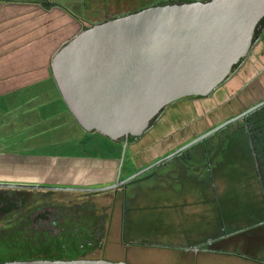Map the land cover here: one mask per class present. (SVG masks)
<instances>
[{"label":"crops","instance_id":"0c3cea01","mask_svg":"<svg viewBox=\"0 0 264 264\" xmlns=\"http://www.w3.org/2000/svg\"><path fill=\"white\" fill-rule=\"evenodd\" d=\"M91 1L82 0V4L89 7ZM99 1L104 9L109 0ZM49 3L53 5L51 8L47 7ZM71 3L73 0H0V182L95 187L115 181L119 145L113 148V153L100 158L26 150L54 145L52 142L64 138L65 129L72 134L81 127L65 105L49 66L57 45L90 22L87 17L78 16ZM21 92L30 96L25 100L15 97V93ZM190 97L186 111L189 113L191 108V112L179 123H190L196 135L263 99L264 28L241 64L216 89L207 96ZM259 109V113L251 114ZM158 123L164 126L161 119ZM178 133L173 135V139L178 138L176 142L169 135L164 141L165 135L155 133L148 137L150 144L142 141L143 137L130 143V164L125 172L121 168L120 177L194 137L187 132L184 136ZM155 140L158 142L154 143ZM15 143L23 148H11ZM239 150H245L248 156V163L243 165L246 180L235 183L236 169L221 166L219 156L233 155ZM200 157L198 175L180 165L168 167L152 177V206L157 213L154 212L153 219L157 225L167 210L175 237L187 231V237L193 238L183 245L165 247L170 249L171 264H264V103L248 113L245 121L233 125L228 134L218 136L216 143L201 148ZM126 183L116 187L110 197L118 196L120 202V197H125V209L136 213L139 187L128 190ZM238 187L245 190L238 192ZM167 193L176 197L174 204L166 209L162 201ZM241 196H248L254 202L248 213L238 218L223 215V205ZM189 199L199 201V206L192 210L187 205ZM210 211L217 220L207 226ZM192 213H195V225L191 229L190 223L185 227L182 221ZM161 227H165L164 223ZM163 235L158 234V239ZM151 242L154 245L157 241L131 240L136 243L134 247L138 243L148 246ZM134 247L124 249V260L134 258Z\"/></svg>","mask_w":264,"mask_h":264},{"label":"water","instance_id":"95a60500","mask_svg":"<svg viewBox=\"0 0 264 264\" xmlns=\"http://www.w3.org/2000/svg\"><path fill=\"white\" fill-rule=\"evenodd\" d=\"M264 16V0H173L111 16L79 30L50 59L55 85L77 123L123 141L115 181L87 188L0 182V187L104 190L116 188L187 146L243 116L200 133L121 179L130 137H139L169 103L207 96L243 60ZM0 264H131L102 258H33Z\"/></svg>","mask_w":264,"mask_h":264},{"label":"rangeland","instance_id":"374dc122","mask_svg":"<svg viewBox=\"0 0 264 264\" xmlns=\"http://www.w3.org/2000/svg\"><path fill=\"white\" fill-rule=\"evenodd\" d=\"M58 1V0H55ZM166 0H109L106 3V6L104 9L101 8L100 4L101 1L99 0H92L90 3L91 6L87 7L86 5L82 4V0H73L74 3L72 4V9L74 12L78 13V16L87 17L90 25L93 23V19H99L102 17L103 13L105 15H121L125 12L133 11L154 3L159 2H165ZM87 21V22H88ZM87 25V26H88ZM85 25H83L84 27ZM59 39V38H58ZM70 39V38H69ZM67 39V40H69ZM66 40V41H67ZM64 43V42H63ZM60 43L57 45V49L63 44ZM56 49V50H57ZM53 52H51L52 54ZM29 93H15V97L19 99H24L26 97H29ZM13 95V94H12ZM15 98V99H17ZM190 99L192 97L188 98H181L176 102L170 103V105H167L162 112L159 114V116L154 120L153 124L147 129L142 135L138 137H143V140H145L146 144H150L151 139H148V137H151L152 134H163L164 141L168 137H172L173 135H178L180 133H183L182 136L186 135L185 132L188 134H193L191 136H197L195 133H193L190 125L179 123L182 119L188 116L191 112V108L189 109V113L186 111L189 108ZM188 107V108H186ZM260 109L257 110V112L253 113H259ZM175 113V114H174ZM248 114L245 115V117L237 118L236 120H233L232 122L226 124L225 126L219 128L218 130L212 132L208 136H205L201 138L200 140L194 142L193 144L187 146L183 150H181L179 153H176L165 160L155 164L154 166L150 167L149 169L145 170L144 172L138 174L137 176L131 178L127 181V183L124 185L127 187V189H131L133 186H138L139 191L137 196L135 197V202L138 204V210L136 213L130 211L128 208L125 209V197H110L113 193L112 191L115 190V188H108L104 190H99L97 195L92 196L91 200L95 202V206L97 208V213L100 214L102 212H106L105 214V235L102 237V243L99 247H93L89 248L91 249L86 256L88 257H99L102 259H107L110 261H120L124 260V249L132 248L133 245H136V243H131V240H136L137 242L141 240V238H148V242L156 239V243L153 245L152 242L148 244H137V246L134 247V258L130 260H127V262L131 264H171V260L168 258L170 249H167L170 247L169 245L172 244H178L183 245L185 244V241L187 239H193L190 237H187V231L184 232V234L181 237H175V234L173 233L172 228L170 227V220L168 218L167 210L165 213L162 214L160 217V225H157V220L153 219V215L155 212V215L157 214L156 211L153 210V179L157 173H162V171L168 167L171 166H179L184 165L185 168H187L189 171L194 172L196 171V174H199L200 170V149L203 148L208 143H216L217 137L220 135L228 134L230 132V128L233 125H238L245 121ZM163 121L164 126L159 125V120ZM163 119V120H162ZM226 120V119H225ZM183 121V120H182ZM193 121V120H192ZM158 124V125H157ZM65 129L64 132V138L60 141L52 142L54 145L49 144L48 146L42 145L40 148L33 149L29 147L27 152H46V153H62V154H74L78 156H86L90 155L91 157H103L107 154L113 153V148L117 145L120 148V155L122 153V146L123 144L119 141L112 140L108 138L107 136L101 134L100 132L93 130V131H85L82 129V127H79V130L74 131L72 134L68 133ZM145 133H148L147 135H144ZM200 134V133H199ZM167 135H169L167 137ZM176 137V136H175ZM193 137V138H194ZM171 139V138H170ZM178 138H174V142L177 141ZM192 139V138H191ZM214 139V140H213ZM190 140V139H189ZM187 140V141H189ZM184 141L183 143L187 142ZM158 142V141H154ZM8 144V143H7ZM15 143L11 148L22 149L23 147H19V145ZM16 145V146H15ZM140 147V145H139ZM10 148V149H11ZM25 150V149H24ZM174 150V149H173ZM172 151V149H171ZM170 152V151H169ZM167 152V153H169ZM130 152L128 150V147L126 148L125 154L123 156L122 161V171L125 172L127 166L130 164ZM212 156H209V159H211ZM221 166H224L226 169H229L230 167H233L236 169L234 171V176L236 177L235 183L243 182L246 180V172L244 171V166L246 163H248V156L245 150H239L233 155H224L221 154L219 156ZM12 159V158H10ZM1 160V159H0ZM1 162V161H0ZM152 162V161H151ZM150 163V162H149ZM148 164V163H147ZM137 170L131 172L129 175L137 172ZM228 174V173H226ZM127 175V176H129ZM124 176V174H123ZM121 177V179L127 177ZM99 185L95 186L94 188L107 186L109 185ZM50 186H57L61 187L64 185L54 184ZM73 186H80V185H73ZM86 187V186H81ZM92 188V187H90ZM177 189V188H176ZM175 189V190H176ZM245 189L242 187L236 188V191L241 192ZM165 191L167 192L168 189L166 188ZM165 193V192H163ZM85 195L84 191L80 190H62V189H55L51 190L49 193L48 199L51 200L53 203H70L72 201L78 200L79 198H83ZM120 196V195H119ZM176 197V196H175ZM175 197L166 194L165 201L162 202L163 205H165V208L167 209L168 206H171L175 202ZM114 198V199H113ZM173 200V203L171 204ZM119 203H121V207H119ZM196 204V205H195ZM199 201H196L194 199H189L187 202L188 206H191V209L194 210V206H199ZM254 204V202L249 199V197L241 196L239 199H234L232 202L228 204L223 205V209L221 210L223 212V215H227L230 217H239V216H245L246 213L250 210L251 206ZM103 207V208H102ZM116 209V210H115ZM113 218L112 222L111 219ZM221 218V216H220ZM217 220V217L213 216L211 211L208 213V219H207V226L211 223H215ZM4 221V220H3ZM0 221V226L5 224V221ZM204 221V220H203ZM111 222V223H110ZM158 222V224H159ZM182 222H184L185 227H187L188 223H190V228L195 225V213L190 214L186 217ZM205 222V221H204ZM242 222V221H239ZM165 227H161L163 225ZM111 224V226H110ZM169 224V225H168ZM123 232L125 234H123ZM160 233H164V235L161 237V239H158L157 235ZM173 233V234H172ZM186 234V235H185ZM186 236V237H185ZM10 235L2 234L1 241H0V261L7 260L12 256L14 253V248L17 246L14 241L11 240ZM118 237H120L118 239ZM185 237V238H184ZM5 238V239H3ZM118 239V240H117ZM144 245V246H143ZM15 246V247H14ZM132 246V247H131ZM155 246V247H154ZM167 247V248H165ZM161 248V249H160ZM85 249V248H84ZM77 250H73L71 253H76ZM212 264H215V262H212Z\"/></svg>","mask_w":264,"mask_h":264},{"label":"flooded vegetation","instance_id":"af4514ba","mask_svg":"<svg viewBox=\"0 0 264 264\" xmlns=\"http://www.w3.org/2000/svg\"><path fill=\"white\" fill-rule=\"evenodd\" d=\"M168 1L173 0H166L165 2ZM103 16L109 15L104 14ZM263 99L246 105L240 112ZM178 100L179 99L173 102ZM168 105H170V103ZM253 110L254 108L241 117H245L246 114ZM136 139H138V137H130L127 147ZM118 141L123 144L122 140ZM37 184L43 186L54 185L48 183ZM51 190L55 189L38 187H0V221H5V224L0 226V240H2V234L10 235L11 240L14 241L15 244L17 243L16 247L19 252L16 255L10 256L7 260L33 258L63 260L99 258L97 256H86L91 250L89 248L99 247L101 245L102 237L105 235L104 223L106 212L98 214L95 202L91 200V197L97 195L99 191L80 190L85 192L83 198H79L70 203H53L48 199ZM48 242L51 243L47 245ZM30 250L41 252L50 251L51 253L48 256L44 254H35L28 257L20 254V251L25 252ZM73 250H77V252L71 253Z\"/></svg>","mask_w":264,"mask_h":264},{"label":"trees","instance_id":"16d2710c","mask_svg":"<svg viewBox=\"0 0 264 264\" xmlns=\"http://www.w3.org/2000/svg\"><path fill=\"white\" fill-rule=\"evenodd\" d=\"M51 6H53L51 3H49L48 5H47V7L48 8H51ZM128 12V11H127ZM126 13V12H125ZM110 16H114V14H112V15H110ZM110 16H103V17H100L99 19H95V20H93L92 22H96V21H100V20H103V19H105V18H108V17H110ZM263 28H264V16L261 18V20L259 21V23H258V26H257V28H256V30H255V36H254V41L259 37V35H260V33L262 32V30H263ZM242 61V60H241ZM241 61L240 62H238L235 66H234V68H236L240 63H241ZM157 118V117H156ZM154 122V121H153ZM1 241V240H0ZM53 242V241H52ZM55 242V241H54ZM51 242H48L47 243V245H49ZM54 244V243H53ZM17 245V244H16ZM15 247V246H14ZM73 252V251H72ZM19 252L17 251V247H15L14 248V253L12 254V255H16V254H18ZM51 252L50 251H43V252H41V251H35V250H30V251H20V254H23V256H31V255H35V254H44V255H49Z\"/></svg>","mask_w":264,"mask_h":264}]
</instances>
